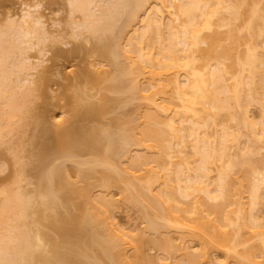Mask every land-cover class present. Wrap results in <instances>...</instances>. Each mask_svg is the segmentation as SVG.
Returning a JSON list of instances; mask_svg holds the SVG:
<instances>
[{
    "label": "bare ground",
    "instance_id": "6f19581e",
    "mask_svg": "<svg viewBox=\"0 0 264 264\" xmlns=\"http://www.w3.org/2000/svg\"><path fill=\"white\" fill-rule=\"evenodd\" d=\"M66 2L71 12L68 23L76 25L72 27V35L78 37L76 35L85 30L96 38L94 50L114 67V73L108 70L98 73L89 67L79 69L74 72V78L69 75L71 79L67 84L70 86L66 85V89L74 86L76 90L72 95L66 94L63 104L71 103L74 118L63 123H49L44 117L34 120L41 134L38 138L37 135L32 137L35 142L39 139V149L36 164H31L38 171L32 172V166L26 165L39 178L36 184L29 181L35 185L33 189H26L27 183L26 186L21 184L27 177L25 172L31 173L25 169V163L16 162L21 157L16 151L15 164H19L21 174L17 175L18 171L12 184L0 188V264H142L139 258L131 260L128 256V248L132 246L129 233L114 227L111 210L116 201L91 195L92 188L97 185L108 189L120 187V184H123L120 190L127 195L125 200L144 217L149 232L158 230L161 236L160 229L169 231L162 232L163 235L169 233L164 238L154 236L152 239L155 244H163V251L173 249L172 252L180 254L183 250L187 264H213L211 250L223 253L226 260L232 259L234 264H263L259 260L264 257V220L260 216L261 221L255 211L258 212L264 198V169L257 163L264 165V158L257 161L254 154L264 148V124L255 128L246 119L249 105L257 102L260 105V99H264L260 90L264 84V54L256 42L263 33L264 16L260 14L258 3L251 4L249 0ZM76 13L80 14V21H76ZM239 19H244L242 27L237 26ZM259 19L262 22L259 23ZM11 20L8 24L14 28L0 31V142L10 131L21 129V125L20 132L25 131L21 122L29 114L31 97L39 92L38 83L28 78L31 74H27L28 77L20 75L19 59L16 60L19 66L15 64V68L8 59L16 49L20 53L23 48L19 50V46L33 41V36L39 38L40 35L42 44L52 39V33L43 28L45 21L41 14L27 11L20 19L13 17ZM223 28L227 29L225 35L231 42L222 46L221 53L232 57V62L214 66L207 61L197 66L196 52L208 51L201 47L202 44L212 47L224 34ZM130 30L133 34H128L125 49L121 48L120 39ZM205 31L214 33L203 37ZM7 36L22 43L10 41ZM242 38L247 39V47L233 57L235 42ZM81 46L66 51L56 48L53 57L75 59L85 48L89 50ZM8 63L12 67H8ZM110 72L113 73L110 88L120 97H103L101 102H95L97 95L91 92L95 87L93 83L107 80L103 74ZM141 75H147L142 76L148 81H144L145 85L139 83ZM221 93H225L223 100L218 96ZM128 96L142 101L139 107H145L144 119L138 124L120 125L107 120L104 115L109 108L116 102H127ZM172 99L178 101L175 106ZM231 107L235 110L230 116L238 121L235 129L238 126L240 133L243 131L248 138L247 145L237 146L235 152H231L234 142L243 134H233L231 142L226 140L227 135L232 136L227 130L226 133L221 130V138L212 141L203 130L201 133L207 120L217 118L215 110ZM203 113V119L209 115L204 123L201 122ZM189 137L193 138L191 152L187 151ZM257 144L262 147L258 149ZM132 147H142L143 154L139 152L135 154L139 156L127 158ZM123 157L130 160V167H123L120 161ZM214 164L218 171L213 179ZM235 167L245 169L233 176ZM95 178L97 185L92 181ZM173 181L177 185L173 191L168 192L166 187L154 190L156 184L166 186ZM213 183L215 186L211 187ZM240 185L249 186L250 208L241 201ZM186 198L190 201H182ZM232 205H236L234 210L227 211V206ZM211 215H215L214 218ZM172 231L178 232V238L183 241L199 242L200 253L191 252L189 245L180 246V249L176 239L173 241L170 236ZM227 261L220 264H230Z\"/></svg>",
    "mask_w": 264,
    "mask_h": 264
},
{
    "label": "rangeland",
    "instance_id": "374dc122",
    "mask_svg": "<svg viewBox=\"0 0 264 264\" xmlns=\"http://www.w3.org/2000/svg\"><path fill=\"white\" fill-rule=\"evenodd\" d=\"M249 2H251V4H253V2L258 3V5L261 8L260 14L264 16V0H249ZM66 3H67L66 0H0V31H2V30L6 31V29L9 30V28L10 29L14 28V25L12 26V25L8 24V21L11 22L12 21L11 18H13V17L20 19L24 13H26L27 11H31L33 13L41 14L44 16L45 26L43 28L46 30L48 29L47 31L48 32L50 31L49 32L50 34L52 33L51 34L52 36H50V37H52V39L49 38L48 41L46 40L47 42L44 40L43 44H42V41H40V35H39V38L38 37L35 38L33 36L31 38V39H33V41L31 40L32 44H31V42H28L26 44L23 43L22 45L19 46V50L21 47L24 49V50L23 49L21 50V51H23V53H22L23 56L21 55V51L19 53L18 49H16L17 50L16 53H13L11 59H8L9 63L11 62V65L14 64V65H12V66H14V68H15V64H16V66H19V64H20V70H18V69H16V70H18L20 75H22L23 77H25V75L28 77L27 74H29V75L31 74V76L28 78L30 80H35L34 83L35 82H36V84L38 83V86L37 85L36 86L39 88V89L37 88V91H39V92L36 93L35 97H31L32 102L31 103L29 102L30 103L28 106L29 108H27V111L29 114L25 113L26 115L25 114L24 115L27 117L24 119V121L21 122V124H24V126H25V128H23L25 131L23 130L24 132L21 133L22 132L21 131L22 125L19 123V125H21V127H20L21 129H19V130L16 129L14 131L12 130L13 131L12 133L10 131V134H6V136L4 137V140L0 142V180L4 182L3 183L0 181L1 182L0 184L3 183L0 186V188L5 186V184H7V185L12 184L13 179H14L16 173H18V171H19V174H17V175L21 174V172H20L21 168L18 166L19 164L18 165L15 164V161L17 158L16 157L17 152L20 153L21 157H20V159L18 158L19 160H17L16 162L19 163V161H20V163H25L24 167L26 170L29 169V166H27V165H31L32 166L31 167L32 172L36 171L35 168L33 169V167L36 164V160H37V151L39 149L38 148L39 147V144H38L39 139L37 142H35L36 140L34 141V139L32 137L37 135L36 137L38 138V135L40 136L41 131L39 128L35 127L34 123L36 121L34 122V120L39 121L42 117H44L49 123H53L56 121L63 123V121L66 122V119L71 120V118H74V115L72 114L71 103L68 102L66 105H63L66 103V94L72 95L76 90L74 86H72L74 88L70 87V88L66 89V85L70 86V85H68L69 84V81H68L69 78L70 79H71V77L74 78V74H75L74 72L79 71V69H81V68H87V67H89L90 70L91 69L94 70L95 72L96 71L97 72L98 71L103 72V70H108L111 72L114 71V67L110 66V64H108L109 62H107L106 60L105 61L102 60L100 58V56L98 55L97 51L94 50V44L98 41L96 38L91 37V34H88L87 31L84 32L85 30H83V31L81 30L79 32V33H81L80 34L81 36L79 34L76 35L78 37H75L74 34L72 35V31H73L72 27L73 26L75 27L76 25L73 24V26H72L71 24L68 23L69 18L71 17V12L69 13V7L67 6L68 4L66 5ZM76 15H75L77 17L76 21L77 20L80 21V19H81V18L79 19L80 14L76 13ZM75 16H73V18ZM227 16H229V15H227ZM258 22L260 23V22H262V20L259 19ZM243 23H244V19H239L237 21V26L242 27ZM120 24H122V23H119V25ZM77 29L79 30V28H77ZM223 29H221V30L223 31L224 34L221 36V38L218 41H216L215 44H213L212 47H210V45L207 43L202 44L201 47L207 49L208 51H206L205 53L202 51L196 52L197 59H198L197 64H196L197 66H201L202 64L206 63L207 61H209V63H212V65H214V66H216L220 62L221 63L223 62L224 64L232 62V57L227 56V55H223L221 53L222 46L229 44L231 42L230 39L227 37V35H225L227 29L226 28H223ZM225 29H226V31H225ZM262 30H263V33L257 37L256 42L259 44L258 45L259 50H261V53L264 54V26H263ZM163 31L168 34V30L165 27H163ZM76 32H77V30H76ZM39 33H40V31H39ZM70 33L72 36L70 35ZM131 33L133 34V30L126 32L124 34V35H127L126 37L124 35L122 36V38L120 39V44H122L123 46L120 45V47L122 46L121 48H124L126 46L125 45V43L127 42L126 40L128 39V37H130V36H128V34L130 35ZM213 33H214L213 31H205L203 33V37H207L208 35H211ZM164 35H166V34H164ZM4 37L6 39L5 35H4ZM10 37L7 36V39L8 38L10 39ZM87 37L90 39H88ZM37 38L39 39L40 43H39ZM165 38H167V35ZM13 39H10V41L15 42L17 40L16 39L14 41ZM246 41H247V39L242 38L239 41L235 42V51H234L233 57L236 56L237 54H239L241 51H243L247 47V45L245 43ZM20 42H21V40H20ZM81 44H82V46L85 45V47H87V48H89V50L90 49L91 50L87 51V49L85 48V50H82L84 52L81 51L80 54L77 57H75V59L69 58V60H66V58L56 59L53 57V52L56 48H61V49L66 51V50L71 49L73 47L75 48L76 46L79 48V45H81ZM83 47H82V49H83ZM179 47H181V46H179ZM10 55H11V53H10ZM14 55H16V58H17V59L15 58V60H13L15 57ZM18 59H19V62H18L19 64L17 65L16 60H18ZM12 61H14V63ZM11 65L9 64L8 67H12ZM34 67H37V68L34 69ZM110 73L109 74L107 73L108 75H105L106 73L103 74V77L105 76L107 80H103L102 82L95 81L93 83V85L95 87L91 92H93L97 95L96 98H94L95 102L96 101L101 102L103 97H109V98L120 97L116 92H113L110 88L112 83H113V81H110L111 80L110 77H112L111 75H113L114 72L111 74ZM101 75H102V73H101ZM15 76H16V74H15ZM66 76L68 77V79H66L67 78ZM107 76H109L110 79ZM142 76H144V75H141L142 79L139 78V80H140L139 83L143 82L142 84L145 85L144 81H147V80H145L144 77L147 75H145L144 77H142ZM183 78H184V76H183V74H181L180 75V81L181 82L184 80ZM142 84L140 83V85H142ZM93 85H90V86H93ZM32 86L34 87L35 84ZM263 86H264V84H262L261 89H260L263 92L262 93L260 91L263 96L259 95V97L260 96L264 97V87ZM34 90L36 91V88H34ZM35 91H33V92L35 93ZM43 93H46L47 95L44 96ZM224 95H225V93L224 94L221 93L220 95L218 94V96H219V98H221V100H223L225 98ZM125 96L127 97V95H125ZM129 96H131V95H129ZM129 96L127 99H125V101L127 100V102H121L120 101V102L114 103L113 106H111L109 108L108 113H106V115H104L105 118H108L107 120L111 119L112 121H115L119 125L122 123H127V122H129V123L132 122L130 124H138L137 122L140 123L144 119L142 117V113H143V111H145V107L141 106L143 109L141 107H139V104L141 105L140 102H142V101H139L140 100L139 98L133 96V97H131L132 98L131 99V98H129ZM29 97H30V95H29ZM29 97L27 99H28V101L29 100L31 101V99H29ZM121 99H123V98L121 97ZM57 102H60L61 104L57 103ZM50 103H51V105H50ZM56 103L60 104V105H57ZM172 103H173V106H175V104H177L178 101L176 99H172ZM262 103L264 104V99H262V100L260 99V103H259L260 105H258V102H257L255 105L254 104L249 105V107H248L249 110L247 109L249 112V113L247 112L249 116L246 117V119L248 118V122H249V124H251L250 126H254L255 128H260L261 124H262V126L264 124V107H262L263 108V111H262V108H261V106H263ZM52 104H54V105L52 106ZM61 105L64 107H62ZM142 105H143V103H142ZM234 110L235 109L232 107L230 109H224V110L223 109H217V110H215L216 113L218 111V113H217L218 115L214 121H213V117L211 118V116H210L211 119H209L208 118L209 115L206 114V117H207L206 119H209L210 120L209 122H208V120H207V122H205L206 119H203V116L205 117V113H203V115L201 114L202 115L201 122L207 123V126H206V124H204L203 129H201V133L203 130L205 132V133L203 132L204 135L205 136L209 135L210 137L208 136V138L212 141V139L215 140V139H219V137L221 138V134H223L222 131H224V133H226L228 131V133H232V136L227 135L226 140H231V139L233 140L234 139L233 134L240 133L238 126H237V129H235L236 128V122H238V121H235L233 119V117L230 116L231 115L230 113L234 114L233 113ZM24 111H25V109H24ZM241 112L242 111H240V113ZM243 113L244 112H242L241 114H243ZM30 114H32V115H30ZM133 121H135V122H133ZM242 130L243 129H241V131ZM135 132L138 133L137 130H135ZM245 133H246V131H245ZM240 134H243L244 136L240 135L238 137L239 140L236 139V141L234 142L235 144L233 143L234 145L232 147V148H234V150H232L230 148V150H232L231 152H235L237 150V146L243 147V146L247 145V144L245 145V142H247V140H248L246 134H244L243 131ZM244 137H246L247 139H245ZM191 138L192 137H189L190 140L187 139V142H188L187 151H190V152L193 149L192 148L193 147V145H192V139L193 138L192 139ZM242 139H244L245 141H243ZM232 140H231V142H232ZM191 145H192V147H191ZM258 146L259 145L257 144L256 147H258ZM259 147L261 148L262 146H259ZM259 147H258V149H259ZM136 149H138L140 151H138ZM176 149H179L177 145H176ZM131 150L132 151H130V156H127V158L130 157L129 159H131V156H134V158H135V156L137 157L139 155H142L143 153L141 151L144 149L142 147H132ZM257 151L258 150H256V152ZM139 152H141V154L135 155V154H138ZM256 152L254 154V156L255 155L256 156L255 157L253 155L252 156L255 159H257V161H261L260 159L263 160L264 148H261V150L258 152V154H256ZM179 155H180V157H182V154H179ZM153 156H154V154H153ZM154 157H151V158H154ZM125 158L123 159V161H122V158L120 159L123 167H127V166L131 165L129 163L130 160L129 159L127 160V158L126 159ZM161 158H162V160H164V159L166 160L167 157L166 158L161 157ZM255 159H254V161H255ZM118 162H119V160H118ZM31 163H33L34 165ZM257 163H259L260 167L262 169H264L263 168L264 165L260 164V162H257ZM68 164H69L68 167L72 166V165H70L71 163H67V165ZM155 164H153V166L157 170V167H156L157 165L155 166ZM21 165L23 166V164H21ZM149 166H152V165H149ZM257 168L259 169V166ZM73 169L74 168H72V170ZM244 169L240 168V167H237V168L235 167L232 170L231 175L237 176L236 172H238V170H244ZM161 171H162V169H161ZM216 171H218L217 170V164H214L213 165V171L211 173L212 178L217 176ZM29 172L31 173V175L26 171L25 174L27 177H25V175H23L26 179L23 178L24 181L21 182V184L25 185L27 183L26 189H28V188L33 189V187L35 185H33L32 183H34V184L37 183L39 175L38 174L37 175L32 174L31 170ZM68 172L72 173V171H70V170ZM163 173H165V171ZM163 173L161 172L160 174L162 175ZM72 175H74V174H72ZM163 177H165L164 174H163ZM163 177L161 178L162 181L165 180V178L163 179ZM21 178H22V176H21ZM96 179L97 178H95L92 181H94V184L97 185L98 182ZM213 179H211V180H213ZM21 181H22V179H21ZM29 181H31L32 183L30 182L31 183L30 184ZM214 182H217V180H215ZM28 184H29V186H28ZM213 184L211 185V187L215 186V183H213ZM120 185H121L120 187H119V185H117V186H114V187H111L108 189H104L101 186L97 185V186L92 188V194L91 195H92V197L93 196L97 197L98 195L99 196L102 195V196H105V198H108V200L113 199L116 201L114 208L111 210L112 221L114 223V227H118L122 230H125L130 235L129 239L132 243V246H130L128 248V256L131 260H135L136 258H139V260L141 261L142 264H152V263H154V264H161V263L187 264L188 261L185 258L186 255L184 257L183 250L179 251L181 249L180 246H183L182 248H184V247H186V245H189L192 248L191 252L200 253L201 246H200L199 242L198 243L192 242V241L189 242L188 239H187L188 242H186V240L183 241L180 238H178V237H180V234H178V232H175V231H172L170 233V236L172 235L173 241H175V239H176L175 243L177 244V246L180 247V249L178 248L179 249L178 251L180 254H178V252H172L173 249H170V251H168V252H166L168 249L163 251V249H164V247L162 246L163 244H161V243H160V245L155 244L154 243L155 239H154V241H152V239L154 236H156L154 238H157V239L158 238L160 239L161 237L164 238V235L167 236V234L169 235V233L163 235L162 232H167L168 230L164 229L165 230L164 231L163 228L160 229L161 231H159V232L163 236L159 235L158 230H156L157 234L155 232H153V230H150L151 232H149V230L147 229L148 225H147L144 217L139 213V211L136 208H134L133 206H131L130 204L127 203V200H125V197L127 196L126 193L124 194L120 190V188H122L123 184H120ZM156 186L158 187V188L154 187V190L156 189V191H158L159 188L164 189V187H166L168 192H170V190L173 191L175 188H177V185H176V183H174V181L168 182L166 186L165 185L164 186H162V185L158 186V184H156ZM238 187H239L238 188L239 192L243 196V199H241V201L245 203L244 206L246 208H250V203H248V201H249L248 198H250V196L248 197V193L250 195V192L248 191L249 186L242 187L240 185ZM262 188L264 189V187H262ZM156 191H154V192H156ZM263 194H264V192H263ZM262 195H261V198L263 197ZM262 199H261L262 205H260L258 207L259 208L258 212H257V210L255 211V213L259 217L260 216L264 217V198H262ZM182 201L188 202V201H190V199L186 198L185 200L182 199ZM211 203L215 204L216 202L214 201V203H213V201H211ZM113 204L114 203L112 201V205ZM248 204H249V207H248ZM235 207H236V205L235 206H233V205L227 206L226 210L232 211V210H234ZM109 208H110V206H109ZM214 216L215 215H211V218H214ZM231 216L234 217V215H231ZM263 217H262V219L264 220ZM262 219L260 217L261 221H263ZM97 229H98V227H97ZM156 242L159 243L158 240ZM250 244H253V243L251 242ZM136 247H138V249H136ZM169 252H170V254H168ZM186 252L189 254L191 253L188 251H186ZM181 254H183V256H181ZM222 254L223 253H221L219 251L211 250L210 251V260L212 261V263L213 264H220L221 262H226L227 260L224 257V254L223 255ZM263 258L264 257H261L259 261L263 262V264H264ZM227 263L234 264V261L232 259H229L227 261Z\"/></svg>",
    "mask_w": 264,
    "mask_h": 264
}]
</instances>
